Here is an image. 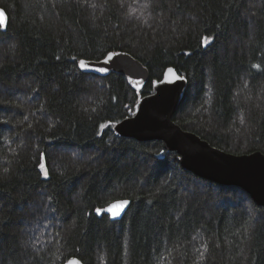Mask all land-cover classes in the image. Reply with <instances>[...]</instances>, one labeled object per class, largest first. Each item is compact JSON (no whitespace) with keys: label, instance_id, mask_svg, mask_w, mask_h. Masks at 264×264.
Here are the masks:
<instances>
[{"label":"trees","instance_id":"1","mask_svg":"<svg viewBox=\"0 0 264 264\" xmlns=\"http://www.w3.org/2000/svg\"><path fill=\"white\" fill-rule=\"evenodd\" d=\"M88 3L0 0V264H264V207L183 170L160 142L113 133L172 67L188 81L177 125L264 154V0ZM110 52L148 69L139 93L79 70ZM118 200L130 201L122 220L95 214Z\"/></svg>","mask_w":264,"mask_h":264},{"label":"water","instance_id":"2","mask_svg":"<svg viewBox=\"0 0 264 264\" xmlns=\"http://www.w3.org/2000/svg\"><path fill=\"white\" fill-rule=\"evenodd\" d=\"M112 53L118 55L114 56L108 65L102 63L106 56L101 61L85 60L89 65L87 71L81 70L79 66L78 68L84 74L101 78L111 73L123 75L128 85L139 93L149 80L148 69L128 53ZM101 66L109 67V72L100 73L94 70ZM169 68L173 69V72H168ZM177 75L184 77L174 68H166L161 80L153 82V93L140 97L132 113L114 125V135L138 142H160L164 151L177 154L183 170L221 186L240 188L249 195L256 206L264 207V154H229L214 148L196 134L177 125L173 117L188 87L187 79H177ZM129 206L130 203L116 219H112L108 213L105 215L113 222L120 221ZM70 261L79 260L71 258L66 264ZM79 264L83 263L79 261Z\"/></svg>","mask_w":264,"mask_h":264},{"label":"snow or ice","instance_id":"3","mask_svg":"<svg viewBox=\"0 0 264 264\" xmlns=\"http://www.w3.org/2000/svg\"><path fill=\"white\" fill-rule=\"evenodd\" d=\"M77 2L80 3L82 6L83 5H87V6H90L92 8L96 7V5L94 3L89 4L88 0H77ZM143 7L144 8H148L149 4L145 3L143 5ZM7 26H8V16H7L6 12L3 9H0V35L5 34ZM202 43L205 46H207L210 43V38L205 37L204 40L202 41ZM12 47L14 48L15 45H12ZM116 55H118V54L117 53H111V52L108 53L107 57L105 58V60L102 63L104 65H108L109 62L113 60V57L116 56ZM186 55H187V53H186ZM56 59L60 60L61 57L57 56ZM72 59L75 60L76 57H72ZM78 66L83 71L89 70V65L83 59L79 60V65ZM252 67L259 69L261 66L259 64H253ZM94 70L97 71V72H100V73H107V72H109V67L101 66V67L95 68ZM168 72H173V69L169 68ZM177 79L182 80V79H184V77H181V76L177 75ZM25 119H27V117H25ZM0 123L6 124L7 121H0ZM243 123H244V119L241 116V124H243ZM108 127H111V123H109V124H101L100 125L101 129H105V128H108ZM43 160H44V155L41 154V161L42 162L39 164L40 175H42L43 178L45 180H47L49 178V172H48L45 164L43 163ZM7 171H8V169L5 168L4 172H7ZM49 199H51V198H49ZM129 203H130V201H128V200L116 201V202H113V203L109 204L106 208H96L95 209V214L97 216H102L105 213H108L112 219H116V218L121 216V214L124 212V210L129 205ZM193 239H195V237H193ZM202 247H204L205 251L207 250V245L206 244L202 245ZM198 259L203 260L204 259V254L201 253L200 256L198 257ZM69 264H79V261H74V262L70 261Z\"/></svg>","mask_w":264,"mask_h":264}]
</instances>
